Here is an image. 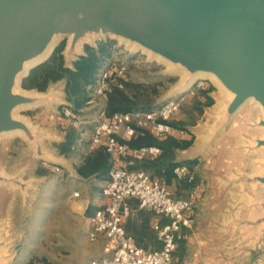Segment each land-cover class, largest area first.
<instances>
[{"label": "water", "instance_id": "95a60500", "mask_svg": "<svg viewBox=\"0 0 264 264\" xmlns=\"http://www.w3.org/2000/svg\"><path fill=\"white\" fill-rule=\"evenodd\" d=\"M90 33L158 56L183 71L180 85L194 74L212 75L227 98L220 99L205 144L246 106L256 109L246 130L250 167L226 179L241 195L228 223L236 237L229 257L264 264V0H0V136L18 131L37 157L54 162L40 142L50 137L15 113L50 104L55 91L25 92L20 83L61 38H68L63 54L70 62ZM21 174L0 170V184L24 187Z\"/></svg>", "mask_w": 264, "mask_h": 264}, {"label": "rangeland", "instance_id": "374dc122", "mask_svg": "<svg viewBox=\"0 0 264 264\" xmlns=\"http://www.w3.org/2000/svg\"><path fill=\"white\" fill-rule=\"evenodd\" d=\"M104 40L113 39L107 37L84 42L81 52H84L85 44L96 46L99 41ZM67 41V37L61 38L56 44L57 46L64 43L62 53ZM113 41L115 47L109 59L118 58L124 61L127 65V83L130 82L134 90L142 92L143 100L147 103L157 106L167 98L175 97L184 91L175 92L182 78L178 71L165 62L151 58L142 50L131 48L127 43ZM78 55L73 52L72 57L76 58ZM65 62L70 65L71 61ZM205 84L214 86V103L204 107L201 114H197L193 110L188 113L190 103L186 100L184 109L174 116L175 120L182 121L195 135L191 148L187 149V152H181V155L200 150L204 146L205 135L210 131L215 118L217 101L227 98V94L213 80L206 79ZM61 85L51 83L45 91L20 86L25 92L46 94L55 91V98L50 104L37 105L19 112L21 117L50 137L40 141L42 150L50 152V155L52 152L56 153V143L59 140L54 138L52 132L64 131L67 123L59 107L63 103L67 104ZM126 92L140 103V99L135 98L132 90L128 93L126 89ZM248 107L250 106H246L230 121V129L227 132L222 130L216 135L220 136L219 139H215L206 151L208 156L210 154L211 161H222L233 166L242 162L244 168L250 167L251 159L246 150L249 143L246 130L252 129L247 125L248 117L255 113L256 109L250 107L249 111ZM237 129L241 131L238 132ZM220 147L226 149V152L223 149V157L212 155V152ZM52 165L37 157L35 150L30 149L28 142L20 135L0 136V170L10 176L21 172L20 180L26 184L24 187L0 184V264H25L31 259L37 264H87L93 256L94 246L86 237L85 212L80 213L70 206V200L77 198L72 196L75 191L73 182L66 173L58 176L51 171ZM37 168L45 170V173L38 174ZM169 189L174 190L170 185Z\"/></svg>", "mask_w": 264, "mask_h": 264}, {"label": "built area", "instance_id": "2783aa9c", "mask_svg": "<svg viewBox=\"0 0 264 264\" xmlns=\"http://www.w3.org/2000/svg\"><path fill=\"white\" fill-rule=\"evenodd\" d=\"M125 81L124 61L108 59L100 69L94 93L105 101L112 87L122 88ZM205 83L206 79H199L177 96L167 98L150 109L114 112L109 117L101 114L96 119L89 136L88 150L103 147L120 160L110 169L102 186L101 195L105 202L87 217V239L91 242L102 240L101 255L92 258L89 264H175L178 241L186 238L184 229L193 224L197 189L192 188L187 197H175L164 178L152 177L143 169L130 168L128 164L134 160L154 158L160 153V148L156 145L133 147L126 140L135 135L137 128H147L158 138L174 131L169 120L195 94L196 88L203 87ZM62 114L71 126L78 128L82 124L79 114L69 105L63 107ZM50 169L56 172L60 167L52 165ZM173 173L177 179L194 178L184 165L175 166ZM130 199L137 200L138 208L151 210L165 218L152 225L160 243L158 248H143L127 234L123 221L136 211L131 207Z\"/></svg>", "mask_w": 264, "mask_h": 264}, {"label": "trees", "instance_id": "16d2710c", "mask_svg": "<svg viewBox=\"0 0 264 264\" xmlns=\"http://www.w3.org/2000/svg\"><path fill=\"white\" fill-rule=\"evenodd\" d=\"M114 47L113 40L99 41L96 46L85 44L84 52L72 59L70 65H67L62 53L64 43H60L55 46L45 61L31 68L21 80L23 88L38 91H45L51 83L62 81V90L67 104L59 105L61 114L63 107L69 105L79 114L82 124L76 128L71 126L67 120L63 139L56 143V148L60 154L65 156H80L81 161L75 165L77 173L83 178L94 177L99 179L102 181V186L107 181L109 171L115 165L117 158L111 156L103 147L93 150L87 148L89 141L87 135L92 132L97 117L101 114L109 117L114 112L144 110L154 107L143 100L144 94L134 90L131 83H127V81L123 83L122 88L112 87L105 101L94 93L100 69L104 62L109 59ZM147 88L149 89L148 86ZM126 89H128V93L132 90L135 98L140 99V103L133 99L130 94H127ZM213 89L214 86L211 84L196 88L195 94L188 99L190 103L188 113L193 110L197 114H201L204 107L211 106L214 103L210 94ZM184 107L185 102L181 105L180 110H183ZM169 123L175 130L164 137H155L147 128H137L135 135L126 140L128 145L133 147L156 145L160 148V153L154 158L134 160V165L130 168L150 171L152 177L164 178L168 185L174 188L173 196L187 197L189 191L195 187L196 178L192 180L177 179L173 173V168L177 165H184L195 174L196 167L200 164L199 156L181 160L175 159L177 151L186 149L193 144L195 135L187 126L182 124V121L175 120L174 116L169 120ZM37 173L44 174L45 170L37 168ZM54 173L61 176L65 175L66 172L61 169ZM72 182L74 185V181ZM157 247V245L154 246V248ZM25 264L37 263L31 259Z\"/></svg>", "mask_w": 264, "mask_h": 264}, {"label": "crops", "instance_id": "0c3cea01", "mask_svg": "<svg viewBox=\"0 0 264 264\" xmlns=\"http://www.w3.org/2000/svg\"><path fill=\"white\" fill-rule=\"evenodd\" d=\"M56 83L62 84V81H57ZM212 93L213 91L210 92L213 97ZM229 129L230 127L228 126L222 132H227ZM240 129H237V131L240 132ZM191 132L193 131L191 130ZM52 133L54 138H59L58 141L63 139V130L60 133L57 131ZM90 134L87 135V138H89ZM219 137L216 136L208 145L204 144L200 150L183 155L180 154L183 151L187 152V149L189 150L192 144L190 147L179 150L176 153V160L199 156L200 164L196 167L194 174V178H196L194 188L197 189L193 211L194 220L190 228L184 229L187 234L186 238L178 241L174 254L175 264H237L235 259L229 257L236 246V237L232 228H228V223L237 213L236 208L241 199L240 186L236 183L227 184L226 179L233 176L234 173L244 170V164L241 162L239 165L233 166L222 161V163L219 161L215 162V160L214 162L211 161L209 158L210 154L208 156L206 151H208L213 141L219 139ZM223 149L225 148L215 149L212 155L223 157ZM51 156L54 162H48L61 167L66 172V175L70 177V180L74 181L75 191L72 196L77 198L70 200V206L73 210L80 213L85 212L87 232L88 215L105 202L100 193L102 181L94 177L83 178L77 173L75 165L81 161L80 156L68 157L60 154L58 150H56V153L52 152ZM119 160L116 159V161ZM133 165L134 161L128 164L129 167ZM75 192L78 194L74 195ZM171 192L173 193V191ZM129 203L136 211L134 215L125 218L123 221L127 234L143 248L152 249L155 245L159 247L160 243L158 240V242L156 241V233L152 225L156 220L163 221L165 218L151 210L138 208L136 199H130ZM92 244L94 252L90 259L99 257L102 253V240H97L92 242Z\"/></svg>", "mask_w": 264, "mask_h": 264}, {"label": "bare ground", "instance_id": "6f19581e", "mask_svg": "<svg viewBox=\"0 0 264 264\" xmlns=\"http://www.w3.org/2000/svg\"><path fill=\"white\" fill-rule=\"evenodd\" d=\"M95 37L96 36H94L93 34H89L88 35V37H86L85 39L84 38H82V39H79V42H78V44H82L85 40H95ZM58 41V38L56 37L55 39H54V41H53V44L50 46V48L56 43ZM127 42V41H126ZM129 45V44H128ZM131 48H135V46L133 45V44H130L129 45ZM50 48L48 49V50H50ZM142 51H144V50H142ZM49 52V51H48ZM147 53V52H146ZM149 54V53H148ZM155 59H157V60H161V58H159L158 56H155ZM34 62H32V63H30V64H28V65H26L27 67L28 66H30V65H32ZM169 67H171V64H169V63H166ZM172 68V67H171ZM179 73H180V75H181V77H183V71L182 70H180V71H178ZM182 79V78H181ZM199 79H210V80H213L218 86H220V84L214 79V77L212 76V75H208V74H201V73H198V74H194L191 78H189L188 79V81L187 82H185V83H183L182 85H180L181 84V82L178 84V86H177V89H175V92H181V91H183V90H185V89H187L189 86H191L194 82H196V81H198ZM221 87V86H220ZM28 106H32V105H26V106H24V107H28ZM222 106V102H221V100L220 99H218V101H217V107L216 108H219V107H221ZM24 107H22V108H24ZM18 110H20V109H18ZM20 111H16V113H15V116H20V113H19ZM8 136H10V135H14V134H19V132L18 131H15V132H11V133H6Z\"/></svg>", "mask_w": 264, "mask_h": 264}]
</instances>
